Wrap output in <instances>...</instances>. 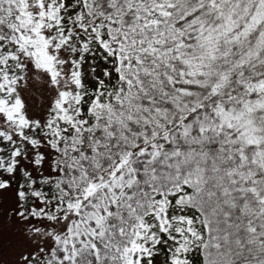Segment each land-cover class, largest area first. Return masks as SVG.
Here are the masks:
<instances>
[{"label": "snow or ice", "instance_id": "6c2138e0", "mask_svg": "<svg viewBox=\"0 0 264 264\" xmlns=\"http://www.w3.org/2000/svg\"><path fill=\"white\" fill-rule=\"evenodd\" d=\"M0 264H264V0H0Z\"/></svg>", "mask_w": 264, "mask_h": 264}]
</instances>
